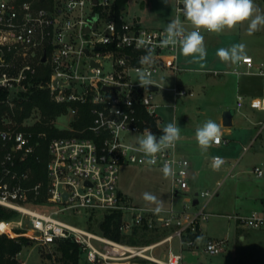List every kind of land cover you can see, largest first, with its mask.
I'll return each mask as SVG.
<instances>
[{
	"label": "built area",
	"instance_id": "obj_1",
	"mask_svg": "<svg viewBox=\"0 0 264 264\" xmlns=\"http://www.w3.org/2000/svg\"><path fill=\"white\" fill-rule=\"evenodd\" d=\"M174 1L176 18L191 30L181 12L182 0ZM116 2L0 0V90L8 92V102L14 101L9 96L11 91L20 95L33 87L46 88L57 103H91L93 115L92 122L77 134L50 139L47 178L36 183L31 182L30 168L19 166L33 156L39 146L34 133L0 129V205L16 210L24 220L20 228L9 227V230L4 227L7 221L1 220L0 234L27 236L47 252L49 260L45 264H57L53 250L62 240L78 244L90 264H212L186 262L183 251L202 248L215 255L228 250L227 237L199 244L193 237L201 231V221L209 217L207 203L218 194L222 181L218 180L211 190L194 191L193 164L180 151L178 141L175 147L158 154L155 165L143 163L146 158L136 151L137 138L145 128L157 136L162 134L147 119L153 118L157 123L160 104L155 102L156 91H146L137 81L136 70L142 67L138 60L145 54L143 48H137V42L144 40L155 48V63L148 69L152 79L162 69L179 70V49L160 46L166 27L148 28L140 22L129 23L123 19L124 9L117 16ZM43 3H49L50 7ZM208 34L211 33L202 32V35ZM44 55L45 61L42 60ZM84 55L87 68L86 62H82ZM247 57L230 72L259 75L264 79V62H255L251 55ZM107 63L110 69H105ZM42 65L49 69L50 76L45 81H35ZM153 81L160 89L162 84ZM171 90L178 96L188 94L183 87L174 86ZM242 100L239 95L238 106ZM251 105L264 111V86L262 95L253 98ZM77 111L78 107H69L68 113L74 119ZM260 124L264 127V121ZM157 127L160 129L158 123ZM221 128L223 136L219 145L229 140L224 125ZM37 136L46 135L39 132ZM166 162L172 163L175 174L170 177L171 200L163 207L164 211L155 214V206L127 202L118 186L121 165L162 168ZM254 172L262 176L264 168L255 166ZM192 192V195L187 194ZM200 197L206 201L196 208L200 205ZM50 205L53 206L49 211L43 210ZM85 208L119 212V230L124 235L138 229L159 238L131 244L60 217L66 210ZM224 215L233 220L239 230H264V206L246 214ZM22 228L25 229L18 232ZM175 240L177 250L174 249ZM163 245H167L165 252ZM21 254L22 251L16 255L18 261ZM233 257L236 258L235 253ZM20 263L27 264V260Z\"/></svg>",
	"mask_w": 264,
	"mask_h": 264
},
{
	"label": "rangeland",
	"instance_id": "obj_2",
	"mask_svg": "<svg viewBox=\"0 0 264 264\" xmlns=\"http://www.w3.org/2000/svg\"><path fill=\"white\" fill-rule=\"evenodd\" d=\"M256 6L264 12V0H255ZM43 6L50 7L49 3ZM123 19L129 23L140 22L148 28L166 27L169 22L176 18V6L174 0H129L128 5L122 11ZM222 40L221 43L207 48V58L203 62L205 67L193 63L191 57H184L178 53L179 70L162 69L154 80L159 81L162 86L155 92V102L159 103L157 123L163 128L168 123L176 122L181 129V138L178 140L179 148L194 149L195 129L206 120L212 119L221 125L220 119L225 110L232 109L234 118L232 125L225 126L228 134V142L221 145H213L204 155L203 168H196L197 175L192 183L194 191L213 189L218 180L221 185L218 194L211 198L206 207L210 213L209 217L202 220L200 229L202 243L209 239L217 240L228 238V250L212 255L202 248L185 249L183 251L186 262H204L212 264H264V230L242 229L239 230L233 220L224 214L235 212L249 213L253 209L264 206V174L257 176L254 172L255 166L264 168V127L260 124L264 121V111L258 112L251 105L253 98H259L263 93L264 79L259 75H237L230 72L234 67H229L221 62L216 56L219 48L233 44L244 43L246 53L251 54L255 62H264V29L253 35H248L247 25H241L232 31L220 34H211ZM86 62L87 56H83L82 62ZM105 69H110L109 63ZM165 70V71H164ZM215 71L220 72L215 73ZM226 71V73H225ZM229 71V72H228ZM226 80L222 81L221 76ZM138 78V77H136ZM178 86L186 88L187 95H175L171 87ZM238 94L243 97L242 104L238 106ZM40 114L35 112L32 118L25 121L31 125L39 121ZM73 117L70 113L61 115L55 121L59 128H71ZM228 129V130H227ZM192 161L195 157L187 153ZM218 155L225 160L219 170H213L211 158ZM199 164V163H198ZM161 167L138 166L123 164L120 167L119 188L123 192L127 202L141 206H155L146 203L142 194L150 192L163 201V207L169 205L171 200L170 177L165 178ZM192 195V193H187ZM184 193H181L183 196ZM199 208L206 201L200 197ZM53 205L43 210L49 211ZM104 211L91 209H71L61 213V218L82 226H90L89 217L92 215L102 216ZM94 220V219H93ZM24 220L18 214L7 221L4 227L20 228ZM25 227V225H24ZM20 229L19 231L24 230ZM17 230V229H16ZM244 234L245 239L240 235ZM150 242L157 240L158 235ZM177 240L174 241V249L177 250ZM167 245H163L165 252ZM236 254V258L233 254ZM27 260V264H45L49 260L47 252L30 242L26 245L19 262ZM57 264H62L59 256L56 257ZM71 264V263H68ZM79 264H87L84 255L80 257Z\"/></svg>",
	"mask_w": 264,
	"mask_h": 264
},
{
	"label": "clouds",
	"instance_id": "obj_3",
	"mask_svg": "<svg viewBox=\"0 0 264 264\" xmlns=\"http://www.w3.org/2000/svg\"><path fill=\"white\" fill-rule=\"evenodd\" d=\"M164 2L167 4L168 0ZM182 5L181 12L191 30L185 27L179 17L173 19L164 29L160 46L178 47L180 54L186 58L191 57V62L200 64L201 68L205 67L203 62L207 58V48L202 32L220 34L245 24L248 35L264 29V12L256 6L255 0H182ZM137 48H143L145 52L138 60L142 67L136 70L137 81L147 91L148 86L154 85L148 69L155 63V48L150 45V42L144 40L137 42ZM216 56L221 62L232 65L248 59L244 43L233 44L230 48H219ZM161 132L162 134L157 136L150 129L145 128L137 138L136 151L146 158L142 161L143 163L155 165L158 154L175 147L176 142L181 138V129L176 122L168 123ZM222 136L221 125L212 119L206 120L195 129V140L202 153H207L213 145H219L222 142ZM222 163L221 157H212L213 170H219ZM161 171L165 178L175 174L172 163H164ZM142 198L146 203L155 205L153 208L155 214L164 211L163 201L156 195L144 192ZM203 239L202 236H197L195 243L199 244Z\"/></svg>",
	"mask_w": 264,
	"mask_h": 264
},
{
	"label": "trees",
	"instance_id": "obj_4",
	"mask_svg": "<svg viewBox=\"0 0 264 264\" xmlns=\"http://www.w3.org/2000/svg\"><path fill=\"white\" fill-rule=\"evenodd\" d=\"M128 1L129 0H117L115 7L117 16L126 8ZM49 76V69L42 65L41 72L36 76L35 81H45ZM69 107H78L77 114L71 122V126L74 128L73 130L59 128L55 124L58 117L68 113ZM91 107V103L79 105L76 103H57L51 99L49 89L36 87L20 93L19 97L14 99L11 104L8 102V92L6 90H0V129L12 128L16 130L32 131L34 133V139L39 142L35 154L30 156L26 161L19 163L21 168H30L32 183H36L40 180L45 181L47 178L46 164L49 160L48 145L50 139L53 137L77 134L79 129L89 125L93 119ZM35 112L40 114L39 121L31 125L25 124V121L32 118ZM147 119L155 129L161 131L162 128L159 129L157 127V123L153 118ZM39 132H44L46 136L38 137L37 134ZM18 214L16 210L0 205V221H9ZM89 220L93 222L89 226L93 230L116 240L127 241L131 244L148 243L155 237L157 238V236H152L149 232L138 229H135L133 233L129 235L122 234L119 230L121 214L117 211H104L102 216L91 214ZM18 232L21 231L18 230ZM197 236H202V232L199 231L193 237ZM30 242L31 240L25 235L11 237L6 233H1L0 264H21L17 260L16 255ZM53 253L56 257L59 256V259L62 260V264H79L80 257L82 256L79 245L70 240L59 241L55 245ZM86 263L90 264L87 261Z\"/></svg>",
	"mask_w": 264,
	"mask_h": 264
},
{
	"label": "crops",
	"instance_id": "obj_5",
	"mask_svg": "<svg viewBox=\"0 0 264 264\" xmlns=\"http://www.w3.org/2000/svg\"><path fill=\"white\" fill-rule=\"evenodd\" d=\"M212 34V33H211ZM211 34H208V35H203L204 38H205V45L206 47L209 49L215 45H217L218 43H221L222 40L220 38H218L217 36L214 37L212 36ZM223 48H228V46H225ZM208 53V52H207ZM247 55H251V54H247ZM226 64V63H225ZM228 67L232 64H226ZM236 65V64H235ZM235 65H232V66H235ZM167 70H171V68H165ZM165 71V70H164ZM231 71V70H230ZM229 72V71H228ZM226 73V71H225ZM221 80L222 81H225L226 80V76L223 75L221 76ZM241 95V94H238V96ZM242 96V95H241ZM254 110H257L258 112H262L263 110H259L257 108L254 107ZM234 118V116H233ZM232 118V120H233ZM220 123H221V126L223 125V120H222V117L220 119ZM226 130V129H225ZM228 130V129H227ZM193 148L194 149H182L180 148V151L187 155L188 152H190L192 154L193 157H195V159L192 161V164H193V176L197 175V172H196V168L199 167V169L203 168V165L205 164L204 163V160L202 161V159L206 156L203 157V154L205 155L206 153H202L201 149L198 147L197 144L193 143ZM209 151V150H208ZM188 156V155H187ZM189 157V156H188ZM199 163V164H198ZM204 163V164H203ZM195 177H193V180H192V183L195 181ZM240 238L243 240L245 239V235L244 234H241L240 235Z\"/></svg>",
	"mask_w": 264,
	"mask_h": 264
},
{
	"label": "water",
	"instance_id": "obj_6",
	"mask_svg": "<svg viewBox=\"0 0 264 264\" xmlns=\"http://www.w3.org/2000/svg\"><path fill=\"white\" fill-rule=\"evenodd\" d=\"M94 2H97V0H94ZM94 22H95V20H94ZM89 30H90V26L88 25L86 27V31L88 32ZM45 59H46V55L43 56L42 60L45 61ZM147 89L157 91L159 89V87H158V85L154 84V85L148 86ZM9 96H10V99L14 100V99L19 97V94L16 93L15 91H11ZM233 116H234V111L232 109L225 110L223 113V116H222L223 125H225V126L232 125ZM65 197H66V195H65ZM195 202H197V201H195Z\"/></svg>",
	"mask_w": 264,
	"mask_h": 264
},
{
	"label": "bare ground",
	"instance_id": "obj_7",
	"mask_svg": "<svg viewBox=\"0 0 264 264\" xmlns=\"http://www.w3.org/2000/svg\"><path fill=\"white\" fill-rule=\"evenodd\" d=\"M122 264H128V263H122Z\"/></svg>",
	"mask_w": 264,
	"mask_h": 264
}]
</instances>
